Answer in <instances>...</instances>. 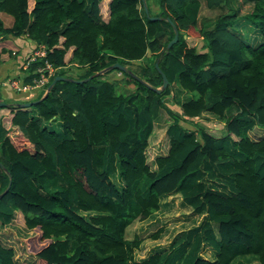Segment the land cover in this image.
I'll use <instances>...</instances> for the list:
<instances>
[{
  "label": "trees",
  "instance_id": "obj_1",
  "mask_svg": "<svg viewBox=\"0 0 264 264\" xmlns=\"http://www.w3.org/2000/svg\"><path fill=\"white\" fill-rule=\"evenodd\" d=\"M228 1L155 0L153 11L146 0V12L142 0H0V13L12 16L6 25L0 15L1 38L25 35L46 46L21 69L24 81L45 60L83 68L56 70L45 88L55 75L80 79L117 61L127 68L57 80L29 106L0 92V224L22 214L34 230L25 238L34 264H264V0L246 13L247 32L230 8L199 28L205 49L187 41L202 5ZM174 24L178 39L168 48ZM15 52L2 46L0 61ZM112 70L123 78L104 77ZM119 81L134 87L118 90ZM163 111L168 124L157 145L166 149L151 167L147 151ZM203 111L224 118L222 135L191 119ZM175 190L200 220L137 258L142 237L126 236L127 227ZM0 264H22L1 239Z\"/></svg>",
  "mask_w": 264,
  "mask_h": 264
},
{
  "label": "rangeland",
  "instance_id": "obj_2",
  "mask_svg": "<svg viewBox=\"0 0 264 264\" xmlns=\"http://www.w3.org/2000/svg\"><path fill=\"white\" fill-rule=\"evenodd\" d=\"M151 6V10L157 11L156 2L155 0H147ZM254 0H229L226 3V6H218L214 8H207L202 5L198 16V26L195 29H192V36L187 38V41L190 45H195L198 49L202 50L205 49L204 41L201 36V32L199 28L203 26L204 28L210 27L214 20L216 19L217 15L228 11L230 8H234L237 11V18L235 27L242 30L243 32L246 31V18L245 15L248 13L253 6ZM1 17L6 25H10L12 22V16L10 14L1 13ZM36 44L32 39L28 38L25 35L21 36H12L9 35L6 38H1L0 36V49L2 46L8 48L10 47L13 51H19V54L16 56L18 58L21 56V61L23 57L29 53V51L33 48ZM13 48V49H12ZM16 52L14 54H16ZM11 54L10 57H12ZM150 54V52H148ZM23 55V56H22ZM15 56V55H14ZM14 58V57H13ZM143 63L146 62L145 57L140 60ZM131 67L135 66V63H131ZM64 70L67 74L77 75L78 73L83 71V68L79 66L70 65L61 69V67H57V70ZM59 70V71H60ZM11 75V74H10ZM7 75L4 78L10 76ZM123 73L119 70H112L104 75L110 80H119L123 78ZM134 87L132 83L128 84L127 86H123L122 81H119L118 90H125L129 91ZM0 89L3 93H1L4 97L2 99L6 100L7 102H19L25 101L28 98L32 99L33 97L38 96L42 93V91L46 90L42 89L39 90L36 95L31 96V93H34L38 89H32L28 91L22 92H14L10 88L1 85ZM30 93L29 96L27 94ZM165 100L169 103V106L179 113L181 110L179 106L171 102L168 97H165ZM7 111V110H6ZM4 115H7L6 112ZM198 117L191 118L194 122H197L203 125L208 131L215 134L216 136H220L223 134L224 131V118L220 119L217 118L213 113L203 111ZM5 125H9V121H7V117L4 118ZM180 123L183 126L190 127L193 129H197V125L185 121L180 120ZM168 124V115L166 112H162L159 119L156 122L155 129L158 131L156 135L153 136L151 141L152 146L149 145L147 151V157L151 167H155V162L153 161L154 158L160 154H162L166 149V143L161 142L158 146L157 141L159 137H163V131H165L166 126ZM254 133L260 134L263 133L262 129H256ZM10 135L14 137L16 135L15 129L11 128ZM256 135V134H255ZM153 149V153L151 151ZM114 180L117 181V177L114 176ZM18 216L13 222L0 224V239L4 241L7 246H12L15 249V257L22 263V264H34L35 258L34 254L27 250L25 246V238L34 233V230H31L24 226L22 214L17 212ZM199 214H195L192 212L191 207L186 205L185 202L182 200L180 192L175 190L170 195H166L162 197L161 207L154 213H152L149 217L144 219H136L133 223H131L126 230V236L132 237L135 233H138L142 237V242L140 247L136 250V257L141 258L148 254L155 246L165 245L167 246L171 239L175 237L180 230L185 229L199 220ZM163 227L164 230L160 233V236L157 238H153L151 235L154 233L159 227ZM209 255V252L206 253ZM252 264H259L258 262L254 261Z\"/></svg>",
  "mask_w": 264,
  "mask_h": 264
},
{
  "label": "built area",
  "instance_id": "obj_3",
  "mask_svg": "<svg viewBox=\"0 0 264 264\" xmlns=\"http://www.w3.org/2000/svg\"><path fill=\"white\" fill-rule=\"evenodd\" d=\"M15 51V50H14ZM46 54V46L43 43H36L33 48L23 57L21 61V69H26L30 62L43 58ZM57 67L48 60L43 64H39L31 81H24L22 72L11 74L10 76L0 79V86L4 85L14 92L28 91L32 89H45L46 83L50 77L54 75Z\"/></svg>",
  "mask_w": 264,
  "mask_h": 264
},
{
  "label": "water",
  "instance_id": "obj_4",
  "mask_svg": "<svg viewBox=\"0 0 264 264\" xmlns=\"http://www.w3.org/2000/svg\"><path fill=\"white\" fill-rule=\"evenodd\" d=\"M142 2H143V5H144V7H145L146 12H148V8H147V5H146V0H142ZM150 17H151V18H159L160 16H150ZM173 27H174V30H175V34H174L173 38L167 43V47H168V48H169V47H170V46H171V45H172V44L178 39V33H179L178 28H177V26H176L175 24L173 25ZM155 65L157 66L158 70H159V71L161 72V74H162V77H163V84H162V86H161L160 88H163V87H165V86L167 85V83H168V79H167L165 73L159 68V66H158V62H157V61H156ZM115 66H116V67H119V68L122 69V70H127V68H126V66H125L124 64H122V63H120V62L117 61V62L113 63L112 65H109V66H107L106 68L101 69V70L97 71L96 73L89 75L88 77H84V78H80V79H78V78H70V77L63 76V75H55V76L53 77L52 81L48 84V86H47L46 90L44 91L43 95H41L39 98H36V99L26 100V101H20V102H18L17 104H18L19 106H29V105H31V104H34V103H36V102L42 100V99L44 98L45 94H47V92L51 89V87L53 86V84H54L57 80H60V79H67V78H69V79H72V80H74V81H80V82H83V81H86L87 79H89L91 76L96 75V74H99V73L103 72L105 69L110 68V67H115ZM130 72H131L135 77L140 78L138 75H136V74L133 73L132 71H130ZM160 88L157 87L156 90H160ZM4 103H6V102H5V101H0V104H4ZM7 188H8V186H7ZM7 188H6V189H7ZM2 194H3V193H0V196H1Z\"/></svg>",
  "mask_w": 264,
  "mask_h": 264
},
{
  "label": "crops",
  "instance_id": "obj_5",
  "mask_svg": "<svg viewBox=\"0 0 264 264\" xmlns=\"http://www.w3.org/2000/svg\"><path fill=\"white\" fill-rule=\"evenodd\" d=\"M157 9V5L154 7ZM1 15V13H0ZM10 48V47H8ZM13 49V48H12ZM14 50V49H13ZM16 51V50H15ZM19 54V51L16 52V54H14L15 56L12 57H8L3 59L2 61H0V79H3L5 76L10 75V74H15V73H20L21 72V56H19L18 58H16V56ZM23 56V55H22ZM14 57V58H13ZM47 88V87H46ZM0 92L3 93L0 89ZM39 90H36L34 93H31V96L36 95V93H38ZM2 95V94H1ZM30 93L27 94V96H29ZM2 97H4L2 95ZM30 98H28L27 100H29ZM31 100V99H30ZM26 101V100H25ZM20 102V101H19ZM198 117V116H195ZM224 133V131H223ZM201 218V215H200ZM199 218V220H200ZM198 220V221H199ZM197 221V222H198ZM196 222V223H197ZM195 224V223H194ZM209 252V251H208ZM35 258V255H34Z\"/></svg>",
  "mask_w": 264,
  "mask_h": 264
}]
</instances>
